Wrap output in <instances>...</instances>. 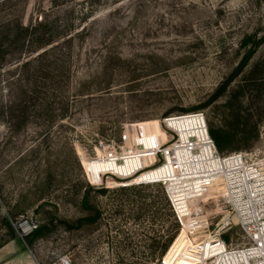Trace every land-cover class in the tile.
Wrapping results in <instances>:
<instances>
[{
  "label": "rangeland",
  "instance_id": "374dc122",
  "mask_svg": "<svg viewBox=\"0 0 264 264\" xmlns=\"http://www.w3.org/2000/svg\"><path fill=\"white\" fill-rule=\"evenodd\" d=\"M262 37L264 0H0V264H179L188 238L163 187L89 184L82 162L98 181L102 164L85 158L100 141L201 110L208 125L237 112L245 136L257 112V138L219 152H255L264 167V40L220 91ZM198 204L192 238L216 237L220 187ZM20 215L38 230L30 243ZM229 221L220 237L237 243Z\"/></svg>",
  "mask_w": 264,
  "mask_h": 264
},
{
  "label": "built area",
  "instance_id": "2783aa9c",
  "mask_svg": "<svg viewBox=\"0 0 264 264\" xmlns=\"http://www.w3.org/2000/svg\"><path fill=\"white\" fill-rule=\"evenodd\" d=\"M98 148L94 158H85L102 164L98 181L82 162L89 184L118 177L128 185L163 187L182 226L179 233L188 238L178 254L179 264H264V167L251 152L220 153L203 111L128 123L117 140L100 141ZM213 186L220 187L225 222L217 225L216 237L193 239L204 228L207 212L203 205L191 204ZM230 218L240 230L237 243L220 237L231 228ZM19 221L24 235L33 231L35 225L23 215Z\"/></svg>",
  "mask_w": 264,
  "mask_h": 264
},
{
  "label": "trees",
  "instance_id": "16d2710c",
  "mask_svg": "<svg viewBox=\"0 0 264 264\" xmlns=\"http://www.w3.org/2000/svg\"><path fill=\"white\" fill-rule=\"evenodd\" d=\"M263 40H264V37L259 38L258 40L254 41L252 43L248 53L243 57L240 64L237 66L236 70L234 71V73L228 79H226V81L223 83L222 87L220 88V91H224L225 88L232 81L233 77H236L238 74H240L242 72L243 68L246 66V64L248 62V59L250 58V55L252 53H254V51L257 49L258 45ZM256 65L257 64H255L254 66H256ZM242 91H243L242 86H237V89L235 90L234 97L236 99H239L240 96L242 97L244 95L242 93ZM219 95L217 94L214 97L216 98ZM226 104H228V102ZM238 115L239 114L237 112H235V117H234L233 121H230L227 123L222 122L220 125H215L213 123H210L208 125L209 134H210L211 138L213 139L215 146H216L218 151L223 152V151L239 150V149H242L243 147H245V146H242L241 143H245V142H249V141L253 142L257 138V136H258V131H257L258 119L256 118V116L258 115L257 112L252 117H250L249 122L246 121L243 124L244 127H246V124H250V126H251V128L248 131L250 134L247 136H245L244 128H239L240 121H239ZM240 133L241 134L243 133V134L239 135ZM85 201H86V199H85ZM166 201L168 203V206H170L167 198H166ZM83 205L87 209H90V208L94 209V207L87 204V202H84ZM170 208H171V206H170ZM91 220H93V219H91ZM37 233H38V230H33L30 233V235L28 236V239H27L29 241V243L33 240L34 236H36ZM225 234H223L225 239H228V237Z\"/></svg>",
  "mask_w": 264,
  "mask_h": 264
},
{
  "label": "bare ground",
  "instance_id": "6f19581e",
  "mask_svg": "<svg viewBox=\"0 0 264 264\" xmlns=\"http://www.w3.org/2000/svg\"><path fill=\"white\" fill-rule=\"evenodd\" d=\"M253 156H256V153L255 152H253V153H251ZM254 159H255V162L257 163V164H259V161L256 159V157H254ZM23 228L25 227L24 225L22 226Z\"/></svg>",
  "mask_w": 264,
  "mask_h": 264
}]
</instances>
